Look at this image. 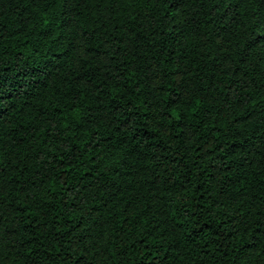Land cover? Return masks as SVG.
Here are the masks:
<instances>
[{"label":"trees","instance_id":"obj_1","mask_svg":"<svg viewBox=\"0 0 264 264\" xmlns=\"http://www.w3.org/2000/svg\"><path fill=\"white\" fill-rule=\"evenodd\" d=\"M0 264H264V0H0Z\"/></svg>","mask_w":264,"mask_h":264}]
</instances>
